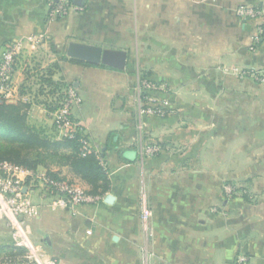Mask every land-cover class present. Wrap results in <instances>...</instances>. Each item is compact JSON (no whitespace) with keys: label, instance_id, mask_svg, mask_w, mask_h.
Returning a JSON list of instances; mask_svg holds the SVG:
<instances>
[{"label":"crops","instance_id":"0c3cea01","mask_svg":"<svg viewBox=\"0 0 264 264\" xmlns=\"http://www.w3.org/2000/svg\"><path fill=\"white\" fill-rule=\"evenodd\" d=\"M58 2L0 0V61L12 41L24 46L7 102L28 97V65L57 64L56 78L82 97L73 117L110 189L95 204L45 208L29 219L34 242L57 264H233L241 253L264 264V84L229 72L264 68V38L253 41L260 21L236 14L244 3L264 9V0H84L52 17ZM71 41L125 51L127 66L70 58ZM143 77L165 85L157 93L168 100L165 116L140 114ZM25 110L29 124L53 125L42 105ZM149 143L160 153H143ZM52 169L78 181L68 166ZM242 181L247 196L227 197L225 184ZM0 242L12 245L3 223Z\"/></svg>","mask_w":264,"mask_h":264},{"label":"built area","instance_id":"2783aa9c","mask_svg":"<svg viewBox=\"0 0 264 264\" xmlns=\"http://www.w3.org/2000/svg\"><path fill=\"white\" fill-rule=\"evenodd\" d=\"M76 9L74 0H59L58 4L52 5L50 14L52 17H63ZM236 14L244 21H260L254 43L261 42L264 38V9L244 3L237 8ZM39 40L36 36L32 37L33 42H39ZM23 50L22 40L13 41L8 45L0 61V102L8 101L16 91L15 77L21 70L20 56ZM240 74L241 77H249L258 82L264 80V71L258 69H243ZM149 80L142 78L141 83L145 84ZM153 89L157 87L153 85ZM64 92L65 98L60 106L54 112L47 111V113L58 128L60 136L74 137L83 129L74 119L73 110L81 105L83 100L74 85L68 86ZM145 101L149 104L144 102L140 106V109L145 110L144 113L156 116L166 115V108L158 101L154 99ZM84 143L85 149H89L87 139ZM161 150L158 143H149L143 148V153L152 157ZM225 191L226 196L230 198L239 195L238 193L248 192L247 189L231 183L225 185ZM102 199V196L92 195L66 180L52 177L44 168L30 169L8 161L0 162V223L6 225L12 245L25 250L24 259L5 264H57V260L45 250L42 244L34 242L28 220L36 217L45 208L57 211L62 208L95 204ZM152 216L153 211L147 199L144 198L141 220L146 230H150ZM233 264H252V261L247 254L241 253Z\"/></svg>","mask_w":264,"mask_h":264},{"label":"trees","instance_id":"16d2710c","mask_svg":"<svg viewBox=\"0 0 264 264\" xmlns=\"http://www.w3.org/2000/svg\"><path fill=\"white\" fill-rule=\"evenodd\" d=\"M61 73L57 64L46 68L28 65L24 71L26 80L22 85V93L28 95L17 103L0 102V162L8 161L30 169L45 167L56 179L75 184L73 179L62 176L52 168L68 166L76 176L91 185L88 193L104 196L110 189L108 171L100 161V154L93 148L85 149L84 131H78L74 137L60 136L56 125L49 127L29 124L26 119V108L35 101L47 112H54L65 98L64 90L73 85L63 79L56 78ZM34 102V103H35ZM48 114V113H47ZM49 116V115H48ZM247 195V193H244ZM8 254L1 264L24 259L25 250L0 246Z\"/></svg>","mask_w":264,"mask_h":264},{"label":"water","instance_id":"95a60500","mask_svg":"<svg viewBox=\"0 0 264 264\" xmlns=\"http://www.w3.org/2000/svg\"><path fill=\"white\" fill-rule=\"evenodd\" d=\"M84 0H74L76 6L81 7ZM70 58L78 59L92 64H103L116 69H125L128 55L125 51L105 49L102 46L71 41L66 49ZM113 195H107L106 201L111 203Z\"/></svg>","mask_w":264,"mask_h":264},{"label":"rangeland","instance_id":"374dc122","mask_svg":"<svg viewBox=\"0 0 264 264\" xmlns=\"http://www.w3.org/2000/svg\"><path fill=\"white\" fill-rule=\"evenodd\" d=\"M39 40V39H38ZM253 41H254V39H253ZM13 42V41H12ZM243 69H245L244 67H241V66H235V67H232L230 70H229V72H231L232 74H234V75H236V76H238L240 79H244V78H246V77H241V74H240V72L243 70ZM248 69H250V68H248ZM258 70H261V71H264V68H260V69H258ZM144 79H147V80H149L151 77H143ZM248 78V77H247ZM144 81H146V80H144ZM151 81V82H150ZM255 82H257V83H262V84H264V80L262 81V82H258L257 80H254ZM153 82V83H152ZM155 83V84H154ZM153 85H155L156 87H157V89H153ZM159 87L161 88L160 90H162V92H166V91H164V89H165V85H159L158 84V82H155V81H153L152 79H150L148 82H146L145 84L143 83H140V87L138 88V91H139V97H138V99H139V102H138V108H139V112H140V114H142V116H145V117H149V116H156V115H153V114H147V113H144V111L145 110H142V108L140 109V106L142 105V104H144V102L145 103H148L147 101H145L146 99H149V100H152V99H154L155 101H158V103H160L162 106H165V104L167 105V103H168V100L166 99V98H162L161 97V95H160V97L158 96V91H160L159 90ZM33 102H35V101H33ZM36 103V102H35ZM149 104V103H148ZM141 111H142V113H141ZM1 136H3V130H1L0 129V137ZM87 140H88V142H89V145H90V141H89V139L87 138ZM78 179V181H76L75 182V185L77 186V187H79L80 189H83V190H85V191H89V190H93V185H91V184H89V183H87V182H85V181H82L81 179H79V178H77ZM245 182V181H244ZM231 184H236V185H238V186H240V187H242L243 189L245 188V189H247V187H248V183H243V181L241 182V183H231ZM225 185H227V183L225 184ZM248 190V189H247ZM243 192H241V193H238L239 195H243L244 197H246L247 195H244V194H242ZM239 195H237V196H239ZM33 197H35V196H33ZM236 197V196H235ZM234 198V197H233ZM3 244V242H0V245H2ZM5 246V245H4ZM5 247H8V246H5ZM45 248V247H44ZM45 250H46V248H45ZM47 251V250H46ZM8 251L6 250V249H1L0 250V261H3V259L4 258H6V256L8 255V254H6ZM48 252V251H47ZM49 253V252H48ZM50 254V253H49ZM51 255V254H50ZM1 264V263H0ZM5 264V263H4Z\"/></svg>","mask_w":264,"mask_h":264}]
</instances>
